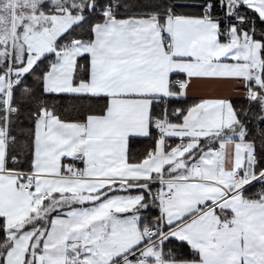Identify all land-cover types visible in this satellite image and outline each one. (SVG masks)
I'll list each match as a JSON object with an SVG mask.
<instances>
[{"label": "snow or ice", "instance_id": "6c2138e0", "mask_svg": "<svg viewBox=\"0 0 264 264\" xmlns=\"http://www.w3.org/2000/svg\"><path fill=\"white\" fill-rule=\"evenodd\" d=\"M0 264H264V0H0Z\"/></svg>", "mask_w": 264, "mask_h": 264}]
</instances>
